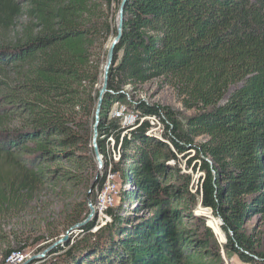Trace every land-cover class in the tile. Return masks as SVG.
<instances>
[{
    "label": "trees",
    "instance_id": "16d2710c",
    "mask_svg": "<svg viewBox=\"0 0 264 264\" xmlns=\"http://www.w3.org/2000/svg\"><path fill=\"white\" fill-rule=\"evenodd\" d=\"M121 2L0 0V206L15 182L28 192L94 181L86 201L96 203L106 175L97 173L93 117ZM167 79L194 111L184 129L170 109L133 100L140 87ZM117 103L156 120L163 135L147 119L129 131L107 122ZM107 138L119 146L113 172L124 185L107 211L111 222L93 232L92 221L31 264H222L220 247L264 264L247 231L264 217V0H126L98 125L105 161ZM192 153L201 173L193 192L177 164ZM198 208L215 218L225 243ZM85 217L76 213L67 228ZM14 252L22 248L4 260Z\"/></svg>",
    "mask_w": 264,
    "mask_h": 264
},
{
    "label": "rangeland",
    "instance_id": "374dc122",
    "mask_svg": "<svg viewBox=\"0 0 264 264\" xmlns=\"http://www.w3.org/2000/svg\"><path fill=\"white\" fill-rule=\"evenodd\" d=\"M112 9L114 13V4L112 5ZM116 19L117 14H115V20L113 22L115 27ZM16 30L18 31L19 28ZM111 40L112 37L109 40L107 49ZM133 100H142L149 104L170 109L176 114L181 129H184L185 119L194 113V111L186 110L183 107L182 98L179 97L176 90V84L171 79L156 80L140 87L137 96H135ZM114 113H122L124 119L120 121V125L127 126L130 125L131 116L136 115L137 112L133 109L131 110L124 104L117 103L113 105L107 122L111 121ZM148 122L153 125L152 132L156 136L163 135L164 130L160 123L153 119H149ZM34 146L35 144L33 143L27 145L30 149ZM192 156H194V153L190 156L178 155L177 164L182 170V173L188 174L192 179L190 190L193 192L197 186V181L201 178V173L199 171L200 164L196 161L190 162ZM174 163L175 161L170 162L171 165H174ZM96 165L98 167L97 173L99 177L104 174L107 175L108 167L105 166L104 161L101 163L100 167L97 162ZM0 167L4 169L7 168L4 158H0ZM113 168L114 164H112L111 174H115ZM12 171L13 175L18 173L16 168H13ZM95 176L96 173L93 177L91 176V179ZM87 179H90V176L87 177ZM93 182L94 181H78L76 183H70L67 187L57 183L46 184L44 187L28 192H23L18 188L19 183L15 182L13 185V192L10 194L7 193L8 196H6V201L0 206V264H12L11 261H9V258H12V256L4 260L5 255L9 251H16L20 248H22V252H14L12 255L22 253L27 258H30L37 254L39 249H44L47 245L62 237L69 229V227L67 228L69 221L76 213L86 210V215H88L89 202L86 201V194L92 192ZM119 184L121 185L120 193H122L124 185L121 178ZM96 198L97 193L95 202L98 201V198ZM113 198L111 200L105 199L103 201L104 204L100 206L105 207V209H107L106 211L118 207L119 201L116 197ZM107 200L110 202V205ZM201 210V208H198L197 213L208 217L207 225L212 228L218 242L225 243V239L219 231L215 218H213L207 210H202L203 212H201ZM94 211L95 216L93 221L95 220L97 227L93 228V232L111 222L108 214L104 213L105 210L101 212L99 207H94ZM141 212L142 214H148V210L145 209ZM247 231L257 242V249L264 254V217H254L248 223ZM78 234L79 231L73 232L69 237V242L76 238ZM218 253L222 264H246L236 255L226 252L222 247L219 248Z\"/></svg>",
    "mask_w": 264,
    "mask_h": 264
},
{
    "label": "water",
    "instance_id": "95a60500",
    "mask_svg": "<svg viewBox=\"0 0 264 264\" xmlns=\"http://www.w3.org/2000/svg\"><path fill=\"white\" fill-rule=\"evenodd\" d=\"M125 1L126 0H122L119 6L118 12H117L116 27H115L116 35L112 38L110 45L107 49L105 64H104V68L102 72V84L98 91L96 107H95L94 117H93L94 121H93V127H92V150H93L95 161L99 163V167L101 166V163H102V158L97 148L100 111H101V106L103 103L104 96L108 92L109 75L115 63V50L121 43L122 30H123V11H124V6H125ZM88 210H89V213L88 215H86L85 219L69 227V229L65 232V234L62 237L50 243L44 249H42L41 251H38L37 254L31 256L30 258H27L22 253H19L20 257L14 264H31L32 262L36 260L44 259L56 247L67 243L69 241L70 235L73 232L80 231V229L87 226L93 221L94 216H95L93 203L91 202L88 203ZM106 213L107 211L105 212V214Z\"/></svg>",
    "mask_w": 264,
    "mask_h": 264
},
{
    "label": "built area",
    "instance_id": "2783aa9c",
    "mask_svg": "<svg viewBox=\"0 0 264 264\" xmlns=\"http://www.w3.org/2000/svg\"><path fill=\"white\" fill-rule=\"evenodd\" d=\"M112 118L119 119V121H122L124 119L123 116H122V113H114ZM138 119H139V117H138V114L136 113V115H132L131 116V121L129 123L130 125H127V126L121 125V127L123 129H128L127 131L132 130L133 128H135L134 125H136V121ZM145 119H147V118H145ZM145 119L141 118V119H139L140 120L139 122L141 123ZM147 120H149V119H147ZM124 134L125 133L122 134V137L124 136ZM100 138L102 139V138H104V136L100 137ZM105 150H106V154H107L108 158H107L106 161L104 160L102 155H101V158H102V162L103 161L105 162V166H106V164L108 165V166H106V167H108L107 175L105 176V181L106 182L103 185L102 190L97 193L98 201L94 204V207L95 208L99 207L101 209V212L103 210H105L104 213L106 212L107 209H105V207L100 206V205L104 204L103 201L105 199L111 200L113 197H116V199L118 200L119 199L118 197H119L120 189H121V185L119 184L120 174L118 172H114L115 174H111L110 173L111 169H112V164H116L120 160L119 146L115 150L114 149V140L112 138H107L106 141H105ZM111 154H112V156H111ZM101 202H102V204H101ZM108 204L110 205V202ZM11 256H12V258H9V261H11V263L14 264L19 259L20 254L16 253V254H13Z\"/></svg>",
    "mask_w": 264,
    "mask_h": 264
},
{
    "label": "bare ground",
    "instance_id": "6f19581e",
    "mask_svg": "<svg viewBox=\"0 0 264 264\" xmlns=\"http://www.w3.org/2000/svg\"><path fill=\"white\" fill-rule=\"evenodd\" d=\"M202 210H203V209H202ZM202 210H201V212H203ZM214 229L216 230L215 226H214Z\"/></svg>",
    "mask_w": 264,
    "mask_h": 264
}]
</instances>
